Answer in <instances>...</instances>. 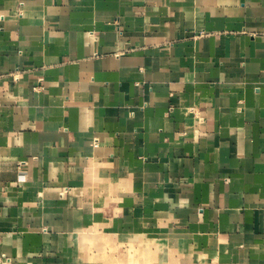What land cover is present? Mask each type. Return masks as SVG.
<instances>
[{"label": "crops", "instance_id": "obj_1", "mask_svg": "<svg viewBox=\"0 0 264 264\" xmlns=\"http://www.w3.org/2000/svg\"><path fill=\"white\" fill-rule=\"evenodd\" d=\"M0 264H264V0H0Z\"/></svg>", "mask_w": 264, "mask_h": 264}, {"label": "built area", "instance_id": "obj_2", "mask_svg": "<svg viewBox=\"0 0 264 264\" xmlns=\"http://www.w3.org/2000/svg\"><path fill=\"white\" fill-rule=\"evenodd\" d=\"M1 193H2V188L0 187V195H1Z\"/></svg>", "mask_w": 264, "mask_h": 264}]
</instances>
